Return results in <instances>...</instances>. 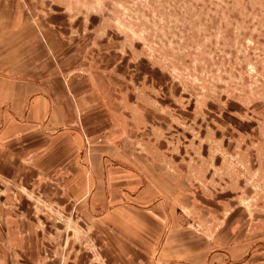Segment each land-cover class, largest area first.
Returning a JSON list of instances; mask_svg holds the SVG:
<instances>
[{
	"label": "rangeland",
	"instance_id": "rangeland-1",
	"mask_svg": "<svg viewBox=\"0 0 264 264\" xmlns=\"http://www.w3.org/2000/svg\"><path fill=\"white\" fill-rule=\"evenodd\" d=\"M0 40L22 56L42 42L46 66L55 50L62 71L111 70L118 58L125 123L166 142L168 166L187 169L205 217L220 200L222 212L240 204L264 217V0H0ZM6 185L0 222L19 195ZM40 202L41 263L101 264L85 225Z\"/></svg>",
	"mask_w": 264,
	"mask_h": 264
},
{
	"label": "crops",
	"instance_id": "crops-1",
	"mask_svg": "<svg viewBox=\"0 0 264 264\" xmlns=\"http://www.w3.org/2000/svg\"><path fill=\"white\" fill-rule=\"evenodd\" d=\"M35 44L22 56L0 40V178L19 194L5 199L1 263L42 264L32 227L42 201L85 225L101 264H264V217L240 204L222 212V200L205 217L187 169L168 166L166 142L125 123L118 58L111 70L62 71L57 52L46 66Z\"/></svg>",
	"mask_w": 264,
	"mask_h": 264
}]
</instances>
